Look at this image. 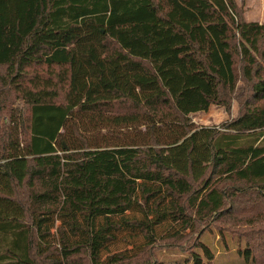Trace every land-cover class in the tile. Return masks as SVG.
Instances as JSON below:
<instances>
[{
    "label": "trees",
    "instance_id": "1",
    "mask_svg": "<svg viewBox=\"0 0 264 264\" xmlns=\"http://www.w3.org/2000/svg\"><path fill=\"white\" fill-rule=\"evenodd\" d=\"M114 31L146 32L141 52ZM239 70L250 93L218 128L97 149L75 128L81 150L56 146L86 112L185 123L197 90L229 109ZM1 118L0 264H151L157 244L213 224L254 230L240 255L264 264V24L235 0H0ZM193 246L213 264L208 246ZM194 263L204 264L195 253Z\"/></svg>",
    "mask_w": 264,
    "mask_h": 264
},
{
    "label": "rangeland",
    "instance_id": "2",
    "mask_svg": "<svg viewBox=\"0 0 264 264\" xmlns=\"http://www.w3.org/2000/svg\"><path fill=\"white\" fill-rule=\"evenodd\" d=\"M235 1L245 14L249 11L259 12L264 17L263 0L261 6H257L258 0H251V3L248 0ZM249 5H252V8H249ZM261 23L264 24V22ZM113 35L122 42L128 51L140 53L142 50L140 40L146 36V32L120 33L114 31ZM156 38L159 39L160 37L156 35ZM159 40L158 45H163L165 48L170 44L168 38H160ZM157 65H159V62H157ZM171 85L174 91L177 92L182 86V79L178 75L174 76ZM249 93L248 85L243 81L239 70L237 90L228 98L229 109L226 106L206 104L199 90H197L193 92L189 100L198 110L188 112L185 123L177 116L170 118L158 117L151 120L123 108L104 109L99 112H86L78 116H70L61 131L65 140L61 141L60 139L56 146L61 151L62 142H66L72 151L81 150L84 147V142L83 139L76 136L75 128L88 141V145L94 149L103 147H144L151 143L153 136L163 146L174 145L185 138L186 124L190 130H199L202 128H218L236 119L240 115ZM8 99L9 103H14L15 107L23 109L24 106L21 101H13L15 99L13 94ZM0 121H3V119L1 118ZM255 227L258 229L261 226L256 225ZM251 231L254 230L244 225L231 227L227 224H213L209 228L202 229L201 233H197L186 240L157 244L148 253V259L151 264H195V253L200 255L204 264H208L203 250L193 246L199 240L208 246L214 254L213 264H244V258L240 253L246 248L247 239L243 236L251 233ZM136 245H140V242H136ZM117 247L124 248L125 245L120 242Z\"/></svg>",
    "mask_w": 264,
    "mask_h": 264
},
{
    "label": "crops",
    "instance_id": "3",
    "mask_svg": "<svg viewBox=\"0 0 264 264\" xmlns=\"http://www.w3.org/2000/svg\"><path fill=\"white\" fill-rule=\"evenodd\" d=\"M249 3H251V0H248ZM264 1V0H263ZM262 0H258L257 6H261L263 4ZM249 8H252V5L248 6ZM247 7V8H248ZM246 20L247 22H255V23H259L262 24L261 22H264V17L258 12V13H253V12H247L245 14Z\"/></svg>",
    "mask_w": 264,
    "mask_h": 264
}]
</instances>
